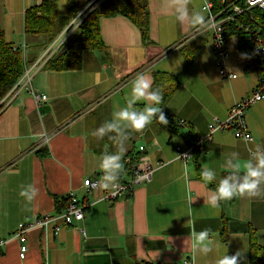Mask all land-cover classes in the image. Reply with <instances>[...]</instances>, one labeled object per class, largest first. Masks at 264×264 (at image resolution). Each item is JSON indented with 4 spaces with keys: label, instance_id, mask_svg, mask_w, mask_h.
I'll return each instance as SVG.
<instances>
[{
    "label": "crops",
    "instance_id": "0c3cea01",
    "mask_svg": "<svg viewBox=\"0 0 264 264\" xmlns=\"http://www.w3.org/2000/svg\"><path fill=\"white\" fill-rule=\"evenodd\" d=\"M42 1L0 0V29L8 43L26 44L30 67L46 51L37 46L44 42L42 37L26 38L25 12ZM172 3L149 0L152 44L144 45L140 30L127 18H103L105 50L85 52L80 69L59 73L39 66L34 70L32 85L48 97L46 102L38 105L24 92L10 97L0 116V264H215L225 253L232 256L238 251L243 264H248L252 228L264 247V196H236L234 202L211 207L206 202L210 189L196 177L193 162L186 165L176 150L208 135L215 118L226 120L234 104L257 87L260 74L253 68L252 56L249 59L240 49L239 39L230 37L227 42L236 38V49L245 59H228L237 78L222 77L215 67L211 33L177 22ZM188 4L190 10L199 11L203 0ZM197 46L190 64L187 56ZM157 72L175 75L181 83L162 111L186 122L180 128L183 137L172 138L154 119L135 141L137 152L143 147L155 169L152 180L114 202L99 201L98 193L87 195L84 181L100 180L101 158L109 153L104 138L92 133L126 106L137 74L149 76L153 85ZM135 106L142 109L144 102ZM245 121L252 141L237 139L231 131L216 132L200 153L199 163L214 170L217 180L227 173L223 164L230 153L238 152L242 162L257 146L264 148V101L247 111ZM126 162L119 181L131 179ZM28 184L37 191L31 203L19 195ZM71 191L89 203L85 219L57 234L28 232L29 250L21 259L18 225L55 214L54 198L67 197ZM224 219L227 243L221 236ZM205 228L217 245L207 256L194 253L188 239L193 230Z\"/></svg>",
    "mask_w": 264,
    "mask_h": 264
},
{
    "label": "trees",
    "instance_id": "16d2710c",
    "mask_svg": "<svg viewBox=\"0 0 264 264\" xmlns=\"http://www.w3.org/2000/svg\"><path fill=\"white\" fill-rule=\"evenodd\" d=\"M91 1L89 0L87 3H83L81 0H67V12L65 16H62L59 12L58 0H43L39 6L27 9L25 12L26 38L42 37L44 42H41L37 46H39L41 51L46 50L48 45H51L69 27L72 23L71 18H77ZM211 1L214 4V11L216 12L222 10L225 6L223 0ZM231 1L226 0V3L228 4ZM252 13L258 22L264 25V16L257 11H252ZM117 16L127 18L140 30L144 45L152 44L150 38L149 0H106L88 14L74 35L69 39L68 43H71L69 51L64 55H60V52L55 54L47 62L45 69L59 73L80 69L82 66V56L85 52L105 50V44L101 36V20L103 18H114ZM234 27L233 25L229 27V33L226 39L237 37L239 39L240 49L244 50L248 58L251 59L252 51L250 45L243 41L240 33ZM197 48L198 46L187 56L190 64L193 63V53ZM29 65L30 62L24 57L21 46L8 43L5 39L4 32L0 29V103L21 80ZM249 68H252L250 64ZM152 86L161 91L162 101L159 106L163 107L178 92L181 83L175 75L157 72L154 74ZM165 116L168 124L162 126L170 131L172 138L183 137L180 129L182 127L179 126L178 120L167 116V114ZM142 132L135 133L129 130V139L124 145L125 151L122 155V162L125 163L127 161L126 169L128 172H132L140 164V159L145 154L143 151L137 152L135 143L136 138ZM104 140L105 145L109 149V153H115L119 150V145L109 139L108 136H105ZM200 153L199 151L196 152L194 160L192 161L198 180H200V171L203 169L199 163ZM45 155H49V152ZM226 174L224 173L223 175ZM215 184L216 182L214 181L212 184H207L206 186L212 190L215 188ZM54 199L56 207L55 213L60 214L66 209L68 198L55 197ZM232 202H234V198H232ZM248 234V264H264V247L259 243L257 232L252 228ZM221 236L224 242L227 243L229 240V229L228 221L225 219L223 221ZM136 264L158 263L137 262Z\"/></svg>",
    "mask_w": 264,
    "mask_h": 264
},
{
    "label": "built area",
    "instance_id": "2783aa9c",
    "mask_svg": "<svg viewBox=\"0 0 264 264\" xmlns=\"http://www.w3.org/2000/svg\"><path fill=\"white\" fill-rule=\"evenodd\" d=\"M106 0H92L90 4L77 17L79 26L83 20L99 7ZM224 1V8L220 11H214V4L211 0H203V8H207V19H210L211 26L208 28H196V32L207 31L212 35V45L216 57V66L219 68L222 77L233 80L237 78L230 72L228 68V49L226 36L229 33V27L234 28L240 33L243 41L250 45L253 56V68L260 74V79L257 87L250 96L236 102L230 109L227 119L221 121L218 118L213 120L209 126V133L206 136H197L186 148L177 147L178 159L182 160L186 165L194 160L196 152L206 151L209 144L213 142V137L216 132L231 131L237 139H243L246 142L252 141L251 135L248 133L245 121L247 111L255 104L264 101V25L258 22L252 11H257L264 16V0H232L230 3ZM71 26V28H70ZM79 27L69 25V27L46 49L45 54L39 59L33 67H27L25 74L16 84L13 90L0 103V116L9 106L11 96L19 93H27L32 96L35 102L40 105L48 100L45 95H40L33 87L34 70L37 67H45L47 62L55 54L60 52L68 43L69 39L74 35ZM74 30V32L72 31ZM66 33V34H65ZM65 34V39L64 35ZM64 40V41H63ZM24 57L27 59V46H21ZM178 124L181 127H186L184 120L179 119ZM50 137L44 138V143L47 144ZM143 147L140 151H144ZM129 162V161H128ZM162 165H159L161 167ZM155 169L152 167L148 156L140 159V164L131 172L132 176L128 182L119 181V188L115 195L112 191H105L101 187L100 180L87 179L84 181V188L87 195L98 193L99 201L114 202L120 198L131 195L134 188L146 184L152 180ZM68 204L66 209L60 214L43 215L30 223H20L18 225L17 237L21 243L20 258L25 259L28 253L27 233L33 230H41L47 232L53 230L56 234L62 228H72L77 223L85 219L89 209V203L80 200L72 191L67 195ZM84 233V232H83ZM3 243L0 242V247ZM184 264H193V261H185Z\"/></svg>",
    "mask_w": 264,
    "mask_h": 264
},
{
    "label": "clouds",
    "instance_id": "9594fccd",
    "mask_svg": "<svg viewBox=\"0 0 264 264\" xmlns=\"http://www.w3.org/2000/svg\"><path fill=\"white\" fill-rule=\"evenodd\" d=\"M172 7L175 20L180 24L187 23L198 28L211 26L210 19L206 20L204 15V12L207 11L206 7L199 11L190 10L188 0H173ZM71 21L72 25L79 27L78 18H71ZM72 31L74 32V30ZM65 34H63L64 39ZM139 101L144 102L142 109L135 106ZM161 101V91L158 88H153L151 78L139 73L131 82V93L126 100V106L115 111L111 120L105 121L92 133L98 139L108 136L119 145L117 152H105L100 162V168L103 170L100 177L101 187L112 191V195L116 194L115 190L119 188V179L124 173L122 155L125 151L124 145L129 139V130L140 133L150 126L154 119L161 125L168 124L162 107L159 106ZM223 166L227 174L218 180L214 170L204 168L200 171V180L205 185L216 182L215 188L210 190L206 201L211 207H218L220 202L231 200L236 196H264V190L261 188L264 185V148L257 146L249 153V158L242 162L239 153L232 152L224 160ZM19 195L31 203L36 198L37 191L33 185L28 184L21 189ZM188 222L191 223L190 220ZM210 232V229L205 228L198 232L193 230L190 233L188 239L191 241L194 253L207 256L217 247ZM215 264H243L242 252L238 251L232 256L225 253L215 261Z\"/></svg>",
    "mask_w": 264,
    "mask_h": 264
},
{
    "label": "rangeland",
    "instance_id": "374dc122",
    "mask_svg": "<svg viewBox=\"0 0 264 264\" xmlns=\"http://www.w3.org/2000/svg\"><path fill=\"white\" fill-rule=\"evenodd\" d=\"M88 1L89 0H82L83 3H86ZM66 6H67V1L66 0H60L59 1V12H60L61 15H64L66 13ZM236 48H237V39L236 38L229 39L228 42H227V49H228L229 59H240V61L242 62L243 59H245V56H243V54L239 53ZM214 59H215V67H216V69L218 70V72L221 75V72H220L219 68L216 66V57H215V55H214ZM235 72L239 76H241V72L239 70L235 71ZM242 73H244V72H242Z\"/></svg>",
    "mask_w": 264,
    "mask_h": 264
},
{
    "label": "water",
    "instance_id": "95a60500",
    "mask_svg": "<svg viewBox=\"0 0 264 264\" xmlns=\"http://www.w3.org/2000/svg\"><path fill=\"white\" fill-rule=\"evenodd\" d=\"M70 47H71V43L69 42V43H67V44L64 46V48L60 51V55H64V54H66V53L69 51Z\"/></svg>",
    "mask_w": 264,
    "mask_h": 264
}]
</instances>
